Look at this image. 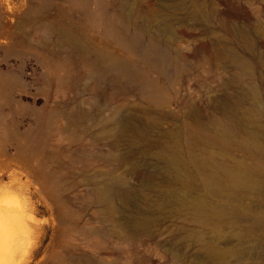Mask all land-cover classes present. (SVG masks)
Masks as SVG:
<instances>
[{
    "label": "rangeland",
    "instance_id": "1",
    "mask_svg": "<svg viewBox=\"0 0 264 264\" xmlns=\"http://www.w3.org/2000/svg\"><path fill=\"white\" fill-rule=\"evenodd\" d=\"M253 108L262 124L264 0H0V214L21 231L2 262L221 264L200 235L264 264V140L207 127ZM165 145L239 180L196 179L183 207Z\"/></svg>",
    "mask_w": 264,
    "mask_h": 264
},
{
    "label": "bare ground",
    "instance_id": "2",
    "mask_svg": "<svg viewBox=\"0 0 264 264\" xmlns=\"http://www.w3.org/2000/svg\"><path fill=\"white\" fill-rule=\"evenodd\" d=\"M236 111H234L231 115H236ZM254 113L256 116L259 117L260 110L259 108H253L249 110H244L241 114L237 117V120L233 121V123L229 122L226 124H217V121H212L207 125V127L211 130L210 135L213 136V139L216 144L226 146L230 143L233 137H238V140L244 144V146L249 147L252 150L260 152L263 149V140H264V122L261 124L259 120L253 119ZM119 134V133H118ZM120 138V137H117ZM172 145H165L164 151L159 152L154 156L157 160H164L166 165L169 167L170 170L174 173V180L173 183L176 186H179V193L176 195L177 203L183 207L186 206V196L189 194L192 188L193 181L195 182L196 179L199 181V186H201L207 192H213L218 194L221 189H234L229 185H225V181L230 179V184L237 182L239 179H236V176L239 175H231L232 173L227 172L221 166L215 167L213 165V160L209 159L202 150L198 153L190 151V155L188 158H181L179 152L174 149ZM208 166H213L215 170H209ZM184 167V172L180 170V168ZM188 171L189 175L186 174ZM186 174V175H185ZM237 187V186H236ZM103 195L110 205V207L114 209V205L112 202V195L111 192L108 190H104ZM194 210L196 213L201 214L204 212V204L202 202L198 203ZM213 214H216V211H212ZM8 214V213H7ZM9 215V214H8ZM0 264H4L2 262V257L5 253H8L10 250V243L12 242V237L14 234H21V231L15 230L19 226V222L15 224L18 220L16 219L14 222L7 218V222L2 219L4 216L2 213L0 214ZM12 216V215H10ZM6 220V219H5ZM15 224V225H13ZM14 226V227H13ZM16 231L18 233H16ZM14 235V236H12ZM18 235H16L17 237ZM20 236V235H19ZM15 238V237H14ZM20 238V237H19ZM196 243L201 247V249L205 252L206 256L211 258L214 261H219V263L224 264V259L231 255L237 256L235 252L231 250H221L216 248L211 242H204L200 235L194 236ZM16 240V239H15ZM14 241V240H13ZM18 242V239L16 240ZM15 241V242H16ZM12 244V243H11ZM14 244V243H13ZM13 244L11 246H13ZM16 244V243H15ZM19 244V243H18ZM19 247V245H18ZM17 251L19 249H16ZM12 251V250H11ZM14 251V250H13ZM16 251V252H17ZM4 253V255H3ZM13 253V252H12ZM12 256L14 254H12ZM15 253V252H14ZM18 254V253H17ZM2 255V256H1ZM5 256H8L5 255ZM7 257H5L6 259ZM10 260V257H8ZM14 258V257H13ZM3 259V260H5ZM12 260V258H11ZM2 262V263H1ZM7 262V261H6ZM10 262V261H9Z\"/></svg>",
    "mask_w": 264,
    "mask_h": 264
}]
</instances>
